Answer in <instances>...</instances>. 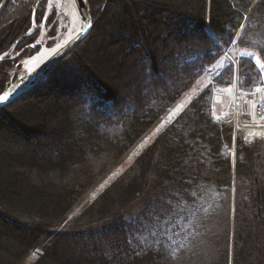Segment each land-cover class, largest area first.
I'll return each mask as SVG.
<instances>
[{"label":"trees","instance_id":"1","mask_svg":"<svg viewBox=\"0 0 264 264\" xmlns=\"http://www.w3.org/2000/svg\"><path fill=\"white\" fill-rule=\"evenodd\" d=\"M3 1L0 54L31 22L25 6L15 11ZM88 4L95 21L89 35L45 80L0 109V264H18L34 248L41 253L31 264H264V140L233 136L232 123L215 121L211 111L213 88L228 86L233 69L73 218L76 229L58 228L204 77L180 92V81L167 75L189 46L236 29L244 36L236 44L264 62V0ZM11 64L1 61L0 70ZM149 72L158 87L168 81L162 96L143 94ZM237 77L247 93L263 83L246 57L238 59ZM85 89L99 99L98 127L84 115Z\"/></svg>","mask_w":264,"mask_h":264},{"label":"rangeland","instance_id":"2","mask_svg":"<svg viewBox=\"0 0 264 264\" xmlns=\"http://www.w3.org/2000/svg\"><path fill=\"white\" fill-rule=\"evenodd\" d=\"M11 2V5L14 7V9L20 10L22 7L25 6V10L29 11L31 13L32 9H36V15L37 18H39L40 15V9L44 8L45 11L49 14V19L58 21L59 23L56 25V39L55 43H53L49 37L51 35L50 26L45 25L42 27L38 26V30L36 27H33L32 25V17L29 29L22 34L20 37H18L5 51H3L1 55H4L5 53H8V56H6L3 60H11L12 64L11 66L7 67L2 71V73L5 74V83L4 88L10 87L14 82L20 78V76H24L26 74L24 66L26 63H28V60H31L34 58L37 53L42 48H52V46H55V44L62 42L64 39H66V35L69 33L70 28L73 26V21L75 23L80 22L79 14L77 12V8L75 7V11H70L68 8V5L65 0H52V3L54 5L53 9H48V0H9ZM5 4V1L0 3V10L1 7ZM90 8V7H89ZM24 9V8H23ZM54 10L55 15H52V11ZM16 11V10H15ZM13 11V12H15ZM22 11V10H21ZM91 11V9H90ZM22 14V13H21ZM93 19V17H92ZM94 24L95 21L93 20ZM93 24V25H94ZM76 33V32H75ZM33 35L32 38H25L28 36ZM32 45H36V47H31ZM235 50V52H238L236 48L232 49V52ZM241 52H239V55H248V53L251 54H257L255 52L251 51H243L240 49ZM19 53V55H17ZM68 56V55H67ZM66 56V57H67ZM250 57H254L252 55H249ZM3 57V56H1ZM65 57V58H66ZM64 58V59H65ZM63 59V60H64ZM3 60H0L3 61ZM62 60V61H63ZM61 61V62H62ZM258 61H260L258 59ZM229 62V59L225 57L224 63L227 64ZM260 64V62H258ZM1 69V66H0ZM52 71V70H51ZM50 73V72H49ZM48 75V74H47ZM43 77L40 81L45 80L47 77ZM1 78V77H0ZM37 82L33 87H31L29 90H27L25 93L30 92L38 83ZM209 80L206 77L205 81H198L196 82L193 87L188 90L182 99H180L168 112L167 114L146 134L131 150L109 171V173L93 188H91L85 196L81 199V201L72 209V211L67 215L66 218H64L58 228H65L68 229H76L73 226V220L74 217L78 216L82 210L86 207L88 203H90L100 192L104 190L105 187H107L111 182H113L119 175H121L134 161V159L137 157V155L145 148L147 147L154 139L155 137L170 123L167 121V116L170 111H173L177 105L182 104H189V102L200 92L201 87L204 86L206 83H208ZM199 85V88L197 87ZM222 88V87H221ZM227 89L218 90V93L216 94V97L214 98L213 104L215 105V109H212V113L215 115L216 112L221 114H228L231 111V106L234 104L233 100V92L226 91ZM224 91V93H223ZM213 92L215 93V90L213 89ZM23 93V94H25ZM213 93V94H214ZM22 94V95H23ZM21 95V96H22ZM19 96V97H21ZM248 96V95H246ZM18 97V98H19ZM16 98V99H18ZM15 99V100H16ZM250 100H248L247 97H241L240 98V111L243 108L244 113L250 112L249 108ZM8 105V104H7ZM5 107V106H4ZM212 107V104H211ZM176 117L173 118V120ZM241 123L247 124L245 127L241 125ZM238 121V124L242 126L243 129H238L240 131L245 132V134L252 138L255 135H249V133H259L260 135L257 137H262L264 139V122L263 121H245L241 122ZM235 124V123H234ZM249 125V126H248ZM160 129L158 132L157 129ZM233 154V151H231ZM41 253L39 248L32 249L18 264H31Z\"/></svg>","mask_w":264,"mask_h":264},{"label":"snow or ice","instance_id":"3","mask_svg":"<svg viewBox=\"0 0 264 264\" xmlns=\"http://www.w3.org/2000/svg\"><path fill=\"white\" fill-rule=\"evenodd\" d=\"M73 3H76V0H72ZM88 0H79V5L77 10L81 14L82 24L80 30L77 32L72 42L65 41L64 44H56L55 47L51 49L53 56H61L66 50V46L70 47L71 43H74L75 40L80 39L87 31L91 24L87 22L86 18L83 16V10L81 6L86 7ZM48 9H53L54 5L52 0H48ZM32 17V25L36 27L38 30V26L42 27L45 25L50 26L51 35L49 39L55 43L56 39V25L59 23L58 21L50 20L49 14L44 8L40 9L39 18L36 15V9H32L30 13ZM52 15H55L54 10L52 11ZM239 28L242 30L244 25H239ZM244 36L240 34L236 29L228 30L227 34L217 35L214 32H210L200 38V43L189 46V48L182 53L173 65V69L170 70L167 75L169 77H173L176 80H179L182 87L179 89L182 92L184 89L191 87V85L197 80L198 77L202 75H206L212 78L214 81L223 82L225 77L231 79L232 73V65L229 63L227 66H218L219 61L216 60L221 52H224L225 45H234L239 42H243ZM203 45V46H202ZM31 47H36V45H32ZM195 49V51H193ZM264 52V49H261ZM191 53V54H190ZM19 55V53H17ZM251 55V53H248ZM8 53H5L3 57H0V60H3ZM215 61V63H214ZM47 63V61H45ZM23 77H20V80H23ZM157 77H153L151 72L145 78L143 94L145 96H162L164 94V89L168 88V81L165 80L164 88L158 87L156 83ZM20 85H14L8 89H4L3 84L0 83V104H4L6 101H9V98L18 90ZM199 88V85H197ZM212 84L211 82L208 85L204 86V90L199 92L196 97H194L189 104L177 105V107L168 113L167 121L169 123L173 122V118L177 117L181 114L185 109L191 110L196 109L199 106L200 101L204 98L205 95H208L211 92ZM260 89H257L259 91ZM81 103L85 106L84 115L87 118L89 124L95 123L97 127L99 126V121L97 118L96 107L99 106V99L90 91L83 90L81 93ZM255 107V105H254ZM260 119H264V116H261ZM159 132L160 129L158 128ZM249 135L259 136V133H249ZM235 139V137L233 138ZM186 195L190 196L191 199H195L194 196H191L190 193ZM174 199L179 200L178 195L173 196ZM169 211L172 210V205L169 204ZM178 215V213H176ZM186 219V218H185ZM179 227V225H177ZM141 229H136V231H140ZM175 231V229H173ZM167 236L162 237L157 241L158 244L163 246L165 241L167 240ZM175 247L179 248L180 246L177 244Z\"/></svg>","mask_w":264,"mask_h":264},{"label":"water","instance_id":"4","mask_svg":"<svg viewBox=\"0 0 264 264\" xmlns=\"http://www.w3.org/2000/svg\"><path fill=\"white\" fill-rule=\"evenodd\" d=\"M76 8H78L79 0H76ZM83 10V16L86 18L87 22L91 24V27H89L86 31V33L80 38L75 40L74 43H71V46H66V50L64 51L63 55L54 57L53 54H51L43 63H41L36 69L33 71L25 74L23 76V80L17 79L14 84H12L10 87L14 85H20L18 90L9 98V101H6L4 104H0V109L21 96L23 93H25L27 90H29L31 87H33L37 82H39L43 77H45L51 70H53L67 55H69L91 32L93 28V19H92V13L89 8V4L87 2L86 7L81 6ZM80 18V27L76 31V33L67 41L72 42L74 37L76 36L77 32L81 28L82 24V18L80 12L77 10ZM4 56V55H1ZM0 56V57H1ZM8 87V88H10ZM4 88V89H8ZM2 94V92H0Z\"/></svg>","mask_w":264,"mask_h":264},{"label":"built area","instance_id":"5","mask_svg":"<svg viewBox=\"0 0 264 264\" xmlns=\"http://www.w3.org/2000/svg\"><path fill=\"white\" fill-rule=\"evenodd\" d=\"M224 56L229 58V59H233V57L231 56V51L230 49H226L224 52ZM220 66V65H218ZM233 100H234V104L233 106H231V111L228 114H221L216 112V114L214 115L215 118L223 120L225 118V116L230 114V120H233V122L235 123V129H243L241 125H243L245 127L244 123L238 124V121H240V117L242 115V111H240V107L238 106L240 103V98L243 97L242 94H240L239 92L235 91V88L233 86ZM255 105V107H254ZM261 116H264V89L262 90L261 94L258 96V98L253 101L251 103V109H250V118L251 121H263L264 119H260ZM250 121V122H251ZM249 126V125H248ZM246 128V127H245Z\"/></svg>","mask_w":264,"mask_h":264},{"label":"bare ground","instance_id":"6","mask_svg":"<svg viewBox=\"0 0 264 264\" xmlns=\"http://www.w3.org/2000/svg\"><path fill=\"white\" fill-rule=\"evenodd\" d=\"M65 1L69 7L68 9L74 12L76 4L73 3L72 0H65ZM79 27H80V22H78V25H77V23L73 21V26L70 28L69 33L66 35V39H64L62 42H59L57 44H64L65 41L69 40L75 34V32L79 29ZM55 46H52V48ZM52 48H42L34 58H32L31 60H28V63H26L24 66L26 74L36 69L51 54H53L51 51ZM20 77H23V76H20Z\"/></svg>","mask_w":264,"mask_h":264},{"label":"crops","instance_id":"7","mask_svg":"<svg viewBox=\"0 0 264 264\" xmlns=\"http://www.w3.org/2000/svg\"><path fill=\"white\" fill-rule=\"evenodd\" d=\"M202 88V87H201Z\"/></svg>","mask_w":264,"mask_h":264}]
</instances>
